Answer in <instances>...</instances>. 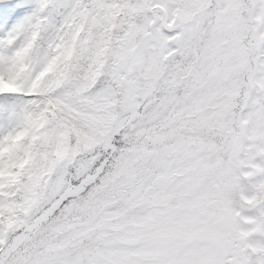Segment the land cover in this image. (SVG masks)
Wrapping results in <instances>:
<instances>
[{"label":"snow or ice","instance_id":"obj_1","mask_svg":"<svg viewBox=\"0 0 264 264\" xmlns=\"http://www.w3.org/2000/svg\"><path fill=\"white\" fill-rule=\"evenodd\" d=\"M0 264H264V0H0Z\"/></svg>","mask_w":264,"mask_h":264}]
</instances>
